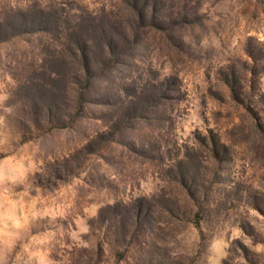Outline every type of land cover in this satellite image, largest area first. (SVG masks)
Returning <instances> with one entry per match:
<instances>
[{"label": "rangeland", "instance_id": "1", "mask_svg": "<svg viewBox=\"0 0 264 264\" xmlns=\"http://www.w3.org/2000/svg\"><path fill=\"white\" fill-rule=\"evenodd\" d=\"M0 264H264V0H0Z\"/></svg>", "mask_w": 264, "mask_h": 264}]
</instances>
